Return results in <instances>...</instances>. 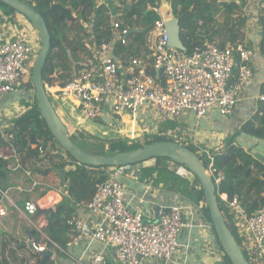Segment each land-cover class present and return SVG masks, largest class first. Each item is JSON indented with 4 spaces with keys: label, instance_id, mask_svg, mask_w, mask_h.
<instances>
[{
    "label": "built area",
    "instance_id": "1",
    "mask_svg": "<svg viewBox=\"0 0 264 264\" xmlns=\"http://www.w3.org/2000/svg\"><path fill=\"white\" fill-rule=\"evenodd\" d=\"M259 7L263 8L264 4L261 2ZM148 10L155 16L152 29L154 50L150 57H131L126 65L121 66L110 54V42L103 41L89 52L83 65L69 79L61 82V96L75 103L84 121H99L104 115V107L111 114L113 110L129 114L156 110L159 117L169 119L191 113L199 120L214 108L224 116H231L244 86L254 77L257 53L254 45L238 41L227 42L220 47L204 42L186 52L169 44L168 29L160 16V4L154 1ZM17 25V21L12 24L6 16H0V99L27 88L25 81L36 59L35 54H38L34 39L26 33H16ZM54 83L45 84V87L51 90L60 84ZM257 99L264 102V93ZM2 117L0 115V124L5 123ZM0 139L11 146L13 160L20 166L17 149L2 129ZM50 142L39 141L36 149L41 158L48 154L65 156L60 146L51 142L52 146ZM192 144L215 185L216 195L231 215L244 256L250 264H264V205L248 213L238 195L219 194L218 187L224 173L214 164L215 154L196 142ZM0 158L6 161L10 156L0 150ZM123 172V166L107 169L106 178L84 204L87 212L99 219L90 235L108 245L112 261L98 253L87 263H77L144 264L150 259L172 262L178 250V236L191 225L190 220L181 204L176 203L167 211L160 212L156 223H146L145 215L128 205L118 179ZM0 196H5L1 189ZM21 210L41 240L30 235L16 236L17 244L38 254L50 251L48 258L53 261L62 249L45 233L43 225H36L31 220L37 212L35 203L26 200ZM67 224L77 233L72 239L76 244L84 236V222L68 219Z\"/></svg>",
    "mask_w": 264,
    "mask_h": 264
},
{
    "label": "trees",
    "instance_id": "2",
    "mask_svg": "<svg viewBox=\"0 0 264 264\" xmlns=\"http://www.w3.org/2000/svg\"><path fill=\"white\" fill-rule=\"evenodd\" d=\"M21 1L31 5L39 12L47 24L51 47L47 55V61L42 69L41 81L55 110L57 112L62 111V117L65 116L66 119L65 125L74 132L75 138H87L86 143H84L86 145H80L84 151L99 155L128 151L156 141L171 140L181 143L179 140L169 137V133L162 135L163 132L169 129L178 128L176 120L164 121L162 129L156 131L155 134L143 136L141 141L128 142L123 138L115 137L103 121H99V123L97 121H86L89 122L93 129L89 132L86 131L83 135L77 131L79 119H81L77 106L72 101L63 98L60 94L61 82L69 79L73 72L78 70L76 60H78V56L87 52V47L83 41L84 37L88 35L86 28H83L85 22H91L90 27L95 34L93 43L96 46L100 45L103 41L110 40L116 47L115 56L117 51H121L122 53L125 51L124 54H127L130 50H126L127 48L123 46L125 41L132 40L143 43L150 40L155 16L148 8L157 0H119L122 8L118 9L121 10L122 15H120V22L114 23L115 25L109 23L108 13L110 7L104 0ZM245 1L173 0L171 8L174 16L178 18L185 15L186 23L178 29L179 41L184 50L190 52L194 45L204 42H212L223 47L227 42L244 41L245 35L240 26L246 21V18L241 15ZM259 2L264 4V0H260ZM108 3L113 4L112 1ZM112 9L115 12L117 7ZM0 11L12 24L16 22L15 16L18 14L17 11L1 2ZM252 14H255V12ZM89 16H93V20H90ZM219 16L223 17L221 21L218 19ZM257 23L259 25H257L259 37L257 47L255 48L264 61V7L257 16ZM113 26L119 31L120 39L118 41H116L114 36L115 30L112 29ZM133 27L140 30H132ZM34 29L36 30L35 27ZM123 30H127V32L123 33ZM252 31L254 32V30ZM82 33L83 35H81ZM113 39L116 42H113ZM246 44L252 46L251 40L249 39ZM56 80H60L58 87H54L51 90L45 87V84H52ZM25 84L27 88L34 90L31 83V72ZM258 91L260 94L264 93V77ZM35 107L36 102L34 97V104H26V109L11 121L10 128L12 130L11 142L15 145L17 151L23 152L26 150L27 155L30 156L35 155L36 145L39 141L47 142L50 140L55 145H58L50 134L44 120L35 110ZM122 116L125 117V122L129 125L133 116L130 114H123ZM4 132L8 135L10 130L6 129ZM241 134L256 139H264V102L257 101L254 112L225 138L223 148L218 150L210 149L215 154V166L224 173V178L218 187L219 194H226L229 197L234 194L238 195L246 211L251 213L264 205V160L252 154L238 141L237 138ZM182 144L198 153V150L190 141H184ZM3 147L7 148V143L0 139V150ZM59 149L62 148L59 147ZM63 151L68 161L71 162L70 164H66L61 156H56L59 158L57 164H52L42 170L33 166L31 170L44 174L54 170L59 177L61 187L72 199L77 202H81L84 199L90 200L97 185L106 178L105 171L108 167H90L79 164L67 151ZM149 160L136 164L141 171V177L152 178L155 182H158L160 179L165 180V182L167 181L170 190L175 194L183 196L187 201L195 205H202L204 217L212 223L205 204L203 191L192 173L183 169L180 164L167 158H158L159 164L155 166L146 165ZM154 172H156L157 178L153 177ZM6 174V162L0 158V179L4 178ZM217 199L223 218L237 240V232L231 222V215L218 194ZM58 205L55 213L51 215L50 224H48L46 231L52 239L57 240V242L59 241L63 245V241L68 238H65L66 233L61 231V225L62 222L66 221L70 210L62 202ZM213 231L218 245L223 250L214 227ZM2 245L5 251L3 254L4 260H0V264H12L11 262L14 259L20 257L23 258V264H53L48 257L34 253L24 245H18L16 238L11 235H3ZM224 262L225 264H231L226 254H224Z\"/></svg>",
    "mask_w": 264,
    "mask_h": 264
},
{
    "label": "crops",
    "instance_id": "3",
    "mask_svg": "<svg viewBox=\"0 0 264 264\" xmlns=\"http://www.w3.org/2000/svg\"><path fill=\"white\" fill-rule=\"evenodd\" d=\"M104 1H106L107 3L112 1V8L117 7V10L115 12L112 11V8H109L108 13L109 23L117 24L121 20L120 15H122V12L119 9L122 8V4L119 3V0ZM257 1L258 0L245 1L251 3L253 2L251 12H255V14L250 13L252 18H255L257 16L256 11H253V9L257 5H255ZM157 2L160 4V0H157ZM108 6L111 7L110 5ZM18 14H16L15 16V20L18 23L17 26L19 27L18 28L17 26H15L16 33H26L29 37L34 38L31 35L33 26L28 21L21 20L24 17H18ZM92 17L93 16H89L90 20H93ZM219 21L221 20L219 19ZM90 23L91 22H86V30L88 35H86L87 37L85 36L83 40L85 46L87 45L86 47H88V49L84 54L85 56L83 54L78 56L79 58L78 60H76V66H78V69L83 65L82 63L84 61H82V59L85 60V58H87V56L89 55V52H93L95 48H97L96 44L93 43L95 34L90 27ZM112 29L115 30L114 36L116 38V41H118L120 39L119 31L115 29L114 26ZM134 30L140 29L134 28ZM258 31L255 30L257 38H254L252 37V30L249 32L248 29L243 30L245 39H250L251 43L255 46H257L258 44ZM249 34L251 35V37ZM81 35H83V33ZM108 41L110 42V45L112 47V50H110L111 56L121 66L126 65L131 57H150L154 50V40L152 35H150V40L144 41L143 43L135 42L132 40L125 41L123 43V46L127 48L126 50H130V52L124 54L125 51L123 53L121 51H117L116 56L114 54V52L116 51L115 45L110 40ZM112 41L114 42L115 40L113 39ZM149 43H151V46L149 45ZM72 64H74V62H72ZM253 68L254 77L249 84L244 86L240 101L238 102L234 113L231 116H224L218 109L214 108L199 120H197L191 113H184L180 117L176 118L175 120L178 124L177 130H180L183 134L182 139H184L185 141H190L191 143L196 142L199 146L206 147L208 149L218 150L222 148V141L226 137H228L243 120L247 119L254 112L257 101H259L257 97L260 94L258 90L260 83L264 77V61L258 53H256V56L254 58ZM54 82L60 83V81L57 80ZM7 95V97H11L10 93ZM21 96V100L26 102L25 96ZM1 105L2 103L0 101V115H2L3 117L8 116V111L2 109ZM22 112L17 111L15 115L10 116L9 119L17 117ZM115 112L116 110H113L112 115L110 112H108L107 108L104 107V115L99 121H103V123L109 128V121H116V119L118 118L117 114L115 118ZM119 113L124 114L121 112ZM227 120L232 121L231 125L226 123ZM4 121L5 123L0 124V129H2L3 131L6 129L10 130L8 135L5 133L6 136L9 137L10 142L12 141V130L10 129L11 122L6 120ZM99 121L97 122L99 123ZM85 123L88 129L89 126L92 127L89 122L85 121ZM228 125L232 130H227L229 128ZM187 131L189 133H187ZM162 135L164 134L162 133ZM212 137L215 139H211ZM237 139L238 141H243V143H240L247 150L256 155H259L258 157L264 160V150H261V153L259 154V147L257 145L259 141H264L263 138L256 139L254 137L241 134ZM52 143L50 142V145L54 146ZM260 144L264 145L263 143ZM1 152L7 154L8 156H10V158L9 160H4L6 162L7 174L4 178L0 179V189L5 193V196H1L0 198V260H4L3 254L5 249L2 245L4 234H8L13 237L30 235L33 236L35 240H41V237L39 236V234H37L35 228L29 224L27 218L21 210L23 202L26 200H31L37 207V212L35 215L31 216V220L36 225H43L42 228L47 235L48 233L46 229L48 227V224H50L49 222L51 220V215L55 213L59 206L58 204L62 202L66 204L70 210L66 221L64 223L62 222L61 225V231H64L66 233L65 238H68L63 241L64 244L61 245L59 241H55L48 235L62 249V251L57 252L56 258L52 261L53 264H78V261L87 263L91 260L93 255L98 253L103 254L109 261H112L113 258L108 245L93 238L90 235V232L93 231L95 226L98 224L99 219L96 216L90 215L85 209L84 204L89 200L84 199L81 202H77L76 200L72 199V197L65 193V191L61 187L59 177L54 170L46 174L31 170L33 166L42 170L48 168L52 164H57L59 158L54 156L52 157V155L55 154H48L45 158H41L38 155L37 149L35 150V155L33 156L27 155L26 150H24L23 152L16 151V156L20 164V166H18L17 163H15L13 160V152L8 142L7 148H1ZM60 156L63 158L66 164L71 163L70 161H68L66 156ZM158 164V158H152L146 163V165L148 166H155ZM112 167L113 166L108 167L107 169L110 170ZM123 167L124 172L121 175H118V179L123 187L129 207L141 211L145 215V217L153 219L156 207H158V213H160L163 211H167L174 204L180 203L183 208L184 214L191 223V225L187 229L182 231L178 236V250L172 262L167 263L155 259H150L148 261H145L144 264H214L216 263V261H220L221 263L224 262L225 253L217 243L212 223L209 222L203 215L202 205H195L187 201L183 196L175 194L172 190H170L169 183L167 181L165 182V180L160 179L158 180V182H155L152 178L149 177L148 179L142 178L139 166L136 164L128 165V167ZM14 177L18 179L15 180ZM153 177L157 178L156 172H154ZM68 219L81 220L84 222L82 227L84 236L76 244L72 242V239L77 235V233L75 232L73 227L67 224ZM2 249L4 250L1 251ZM11 263L23 264L24 261L23 258L20 257L14 259Z\"/></svg>",
    "mask_w": 264,
    "mask_h": 264
},
{
    "label": "water",
    "instance_id": "4",
    "mask_svg": "<svg viewBox=\"0 0 264 264\" xmlns=\"http://www.w3.org/2000/svg\"><path fill=\"white\" fill-rule=\"evenodd\" d=\"M172 1L160 0V16L168 29L169 44L184 49L179 41L178 29L186 23L185 15L178 18L174 16L171 8ZM0 2L25 17L37 30L40 46L31 70V83L36 102L35 110L44 120L50 134L54 137L58 145L67 151L79 164L90 167L128 166L152 158H167L180 164L183 169L191 172L193 177L197 179L203 191L205 204L208 208L214 230L230 263L250 264L223 218L215 185L210 176L206 174L204 165L195 151L179 142L165 140L142 145L139 148L128 151L96 155L84 151L71 139L67 126L55 110L41 81L42 69L47 61V55L51 47L50 33L44 18L31 5L21 0H0ZM14 118L10 119L9 122ZM158 212V207H156L154 218L151 219L144 216V221L146 223H156L159 217ZM50 254V251H46L42 255L49 257Z\"/></svg>",
    "mask_w": 264,
    "mask_h": 264
},
{
    "label": "rangeland",
    "instance_id": "5",
    "mask_svg": "<svg viewBox=\"0 0 264 264\" xmlns=\"http://www.w3.org/2000/svg\"><path fill=\"white\" fill-rule=\"evenodd\" d=\"M259 1L255 3V5L257 4L256 5L257 9H256V7L253 9V11H256V15L257 16L259 15L260 10L263 9V8L259 7V4H260ZM107 4L111 6L110 8H112L111 4H109V3H107ZM252 7H253V2L252 3L251 2H244L243 11H242L241 15L246 18V21L240 27L242 28V31L246 30V29H248V32L251 31V30H254V32L252 34V37L257 38L256 37L257 34L255 33V30H257V31L259 30V28H258L259 25L257 23V16L255 18H252V16L250 15ZM18 17H22L23 18V16L20 15V14H18ZM24 19L25 18H23L21 20L27 21V19H25V20ZM218 19L221 20V19H223V17L219 16ZM86 27H87V24L85 22V24H83V28H86ZM31 35H32V37H34L33 38L34 39V45H35L34 48H36V50L38 51L39 50V46H40V39H39L38 33L34 29V27H32ZM250 37H251V35H250ZM247 41H248L247 39H244V42H247ZM253 45L254 44H252V46ZM254 47H257V46L254 45ZM35 55H37V54H35ZM82 61H84V59H82ZM32 67H33V65H32ZM32 67H31V70H32ZM57 81H60V80H57ZM10 95H11V97H7L8 95H6V96H3L0 99V101L2 103L1 108L4 109L5 111H8V116L2 117V119L4 118V120H6V121H9L10 120L9 117L15 115V113L17 111H21L22 112L23 110H25L26 109V104H29V105L34 104V90H32L30 88H26V89H23L21 91L10 93ZM21 95L25 96L26 102L21 100V98H20ZM20 100H21V102H20ZM58 114L61 116L62 120L65 123V121H66L65 116L62 117V115H61L62 111H58ZM116 114L118 115V118L116 119V121L115 120H110L109 121L110 124L108 125L109 126L108 129L112 132V134L115 137L123 138V139H125L128 142H130V141L131 142H133V141H141L143 136L155 134L156 131H159L160 129H162L163 128V126H162L163 124L162 123L164 121H173V120H175V118L174 119H169V118H164L163 116L159 117V114H158V112L156 110H154V112H149L147 110L146 112L141 111V112L136 113V114H134V113L131 114L133 116V119H131V123L128 125L125 122V117L122 116L123 114H120L118 111H116L115 112V118H116ZM127 114H129V113H127ZM231 122L232 121H229V120L226 121V123L229 124V125H231ZM229 125H228L229 128L227 129L228 131L232 130ZM91 129H92V127H90V126H89V129H88V127H87V125H86V123H85V121L83 119H79V126H78V130H77L78 132H80L81 134L84 135V133L86 131H91ZM68 131H69V136L71 137V139L76 144H78L80 146L81 144L86 143L85 141L87 140V138L84 137L82 139H79V138L76 139L75 135H74V132L71 129H68ZM159 133H161V132H159ZM167 133H169L168 136L173 138V139L179 140L182 143L185 141L184 139H182L183 134L181 133V131L177 130L176 128L173 129V130L169 129V130L163 132V134H166V135H167ZM187 133H189V132L187 131ZM211 139H215V138L212 137ZM224 140L222 141V145H221L222 148L224 147V144H223ZM239 142L243 143L242 140H239ZM260 143L264 144V141L263 142L259 141L258 144H257L258 147H259V149H258L259 154L261 153V150H264V145H262ZM85 145L86 144H84L83 146H85ZM94 146L101 147L99 145H94ZM252 154H254V153H252ZM254 155H256V154H254ZM53 156L56 157V156H60V155L55 154V155H52V157ZM256 156H259V155H256ZM57 162H59V161H57ZM204 164H206V163L204 162ZM11 179H12V177H11ZM16 179H18V178H15V180ZM214 264H222V263L220 261H216V263H214Z\"/></svg>",
    "mask_w": 264,
    "mask_h": 264
}]
</instances>
